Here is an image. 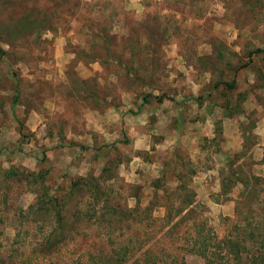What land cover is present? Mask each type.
<instances>
[{
    "label": "rangeland",
    "instance_id": "374dc122",
    "mask_svg": "<svg viewBox=\"0 0 264 264\" xmlns=\"http://www.w3.org/2000/svg\"><path fill=\"white\" fill-rule=\"evenodd\" d=\"M0 264H264V0H0Z\"/></svg>",
    "mask_w": 264,
    "mask_h": 264
},
{
    "label": "trees",
    "instance_id": "16d2710c",
    "mask_svg": "<svg viewBox=\"0 0 264 264\" xmlns=\"http://www.w3.org/2000/svg\"><path fill=\"white\" fill-rule=\"evenodd\" d=\"M256 52L259 53V52H261V51H258V50H257ZM226 87H227L228 89H232V88L234 87V82H232L231 84H227ZM157 100H158V102H161L162 99H161V97H158ZM197 100H198V99H195V101H197ZM228 241H230V240H228ZM229 245H232V243L229 242Z\"/></svg>",
    "mask_w": 264,
    "mask_h": 264
}]
</instances>
